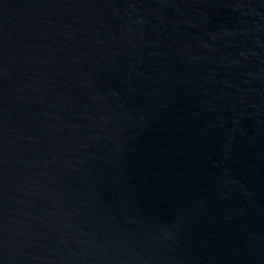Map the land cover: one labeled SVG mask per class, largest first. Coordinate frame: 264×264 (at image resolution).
I'll return each instance as SVG.
<instances>
[{"label": "water", "instance_id": "water-1", "mask_svg": "<svg viewBox=\"0 0 264 264\" xmlns=\"http://www.w3.org/2000/svg\"><path fill=\"white\" fill-rule=\"evenodd\" d=\"M0 264H264V0H0Z\"/></svg>", "mask_w": 264, "mask_h": 264}]
</instances>
